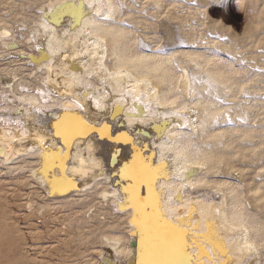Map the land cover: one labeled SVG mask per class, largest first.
<instances>
[{
	"label": "bare ground",
	"instance_id": "6f19581e",
	"mask_svg": "<svg viewBox=\"0 0 264 264\" xmlns=\"http://www.w3.org/2000/svg\"><path fill=\"white\" fill-rule=\"evenodd\" d=\"M43 13L46 20L32 34L44 52L41 60L46 67L51 63L49 76L37 87L38 94L10 92L17 103L29 100V111L0 106V118L6 119V128H0V152L6 145L12 154L35 148L46 159L33 175L50 182L52 177L59 185L79 180L85 163L107 169L110 193L121 197L120 205L131 204L136 210L129 211L132 246L126 249L122 234L107 235L106 261L248 264L264 235V221L239 207L232 183L214 181V191L221 194L216 192L218 201L186 191L188 185H209L197 165L206 164L208 171L223 160L215 147H190L183 130L190 126L200 130L203 140L226 143V129L205 130L204 120L213 106L201 100L175 104L168 99L172 76L162 58L134 51L122 28L97 18L96 13L100 18L115 15L112 0H57ZM181 54L203 71L206 80L232 90V83L219 69L209 68L205 58ZM13 77L0 74L7 85L14 83ZM190 82L186 75L180 86L186 90ZM53 91L66 98L50 107L41 105ZM13 121H21L25 130L18 133L15 124L12 131ZM13 134L17 139L12 140ZM48 165L55 171L45 170Z\"/></svg>",
	"mask_w": 264,
	"mask_h": 264
},
{
	"label": "rangeland",
	"instance_id": "374dc122",
	"mask_svg": "<svg viewBox=\"0 0 264 264\" xmlns=\"http://www.w3.org/2000/svg\"><path fill=\"white\" fill-rule=\"evenodd\" d=\"M54 1L0 0V74L14 76V90L0 78L1 109L19 106L17 111L23 107L29 111V100L17 103L10 92L38 94L37 87H43L49 76L51 63L46 67L41 60L44 52L32 33L41 29L44 7ZM112 1L115 15L100 18L96 13L97 18L122 28L134 51L162 58L172 76L168 99L175 104L207 102L213 112L204 120L205 130L228 131L226 143L209 142L199 129L183 127L190 147H215L223 157L212 170L197 165L209 185H188L186 191L218 201L221 194L214 185L225 179L237 190L239 207L264 221V0ZM181 52L205 58L209 68L219 69L232 83V90L206 80ZM186 75L191 82L183 90L180 80ZM64 98L53 91L51 99L40 103L50 107ZM37 110L43 112L42 107ZM5 122L0 118L1 129L6 128ZM12 123V131L15 124L18 133L25 130L21 121ZM11 138L17 139L14 134ZM7 151L6 145L0 152V264H119L105 260L104 237L122 234L129 249V211L136 209L120 205L121 197L110 193L107 169L85 163L79 180L59 185L52 177L50 182L33 175L46 159L35 148L27 149L29 153ZM45 170L55 171L49 165ZM257 244L248 264H264V235Z\"/></svg>",
	"mask_w": 264,
	"mask_h": 264
}]
</instances>
